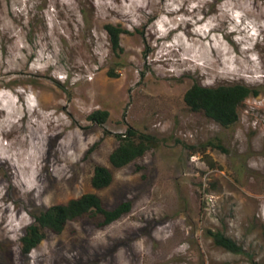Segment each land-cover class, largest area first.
Here are the masks:
<instances>
[{
    "label": "rangeland",
    "instance_id": "374dc122",
    "mask_svg": "<svg viewBox=\"0 0 264 264\" xmlns=\"http://www.w3.org/2000/svg\"><path fill=\"white\" fill-rule=\"evenodd\" d=\"M107 25L126 31L120 49ZM197 83L260 95L225 128L186 104ZM129 129L157 144L115 168ZM89 193L131 211L24 253L37 215ZM0 244V264H264V0H0Z\"/></svg>",
    "mask_w": 264,
    "mask_h": 264
},
{
    "label": "trees",
    "instance_id": "16d2710c",
    "mask_svg": "<svg viewBox=\"0 0 264 264\" xmlns=\"http://www.w3.org/2000/svg\"><path fill=\"white\" fill-rule=\"evenodd\" d=\"M106 30L110 36L115 50L121 47V35L126 31L114 25H107ZM257 89L243 84L232 86H219L216 88L194 84L185 94L186 104L195 112H202L206 117L214 120L221 126L228 128L239 120V109L249 97H257ZM107 111H97L90 118L100 124L107 121ZM120 145L111 156L110 162L115 168H123L143 157L146 152L157 144V139L147 134H140L129 129L125 135H119ZM213 147H219L213 143ZM113 175L105 166H97L92 177V185L96 190H103L111 185ZM131 211V203H122L113 210L103 206L101 198L96 194H85L67 204L50 207L35 217V223L28 227L23 237V251L28 255L36 249L46 238V232L61 234L67 223L88 214H97L103 218L105 226L116 222ZM216 246L231 253L242 254L243 248L233 239L221 231L209 232ZM3 246L0 244V250Z\"/></svg>",
    "mask_w": 264,
    "mask_h": 264
}]
</instances>
